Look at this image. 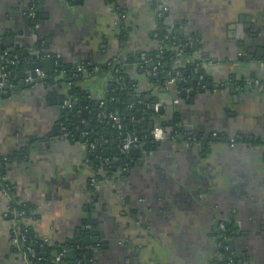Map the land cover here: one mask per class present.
<instances>
[{"label":"crops","instance_id":"obj_1","mask_svg":"<svg viewBox=\"0 0 264 264\" xmlns=\"http://www.w3.org/2000/svg\"><path fill=\"white\" fill-rule=\"evenodd\" d=\"M34 1L37 20L29 16ZM157 18L181 40L182 47L170 44L181 49L180 62L170 66L186 69L195 57L211 89L175 83L186 76L159 85L140 68L143 54L162 50ZM247 35H253L250 44ZM192 44L198 50L182 55ZM13 50L40 51V60L51 56L52 71L59 63L104 66L79 78L88 99L100 104L111 85L122 89L115 79L128 80L149 109L162 106V113L151 110V119L175 120L199 141L183 140L181 133L179 140L134 147L138 152H128L119 178L91 189L86 145L60 127L69 86L47 83L51 72L43 67V76L35 74L17 90L0 84L6 90L0 92V158H10L1 177L0 264H22L10 240L23 222L6 218L11 203L31 207L24 223L40 237L75 242L89 253L86 264H219L217 224L231 220L235 264H264V0H0V52ZM110 62L122 70L120 77ZM78 231L99 236V243L82 248Z\"/></svg>","mask_w":264,"mask_h":264},{"label":"trees","instance_id":"obj_2","mask_svg":"<svg viewBox=\"0 0 264 264\" xmlns=\"http://www.w3.org/2000/svg\"><path fill=\"white\" fill-rule=\"evenodd\" d=\"M32 7L35 11V20H37V1L33 2ZM118 9L120 8H117V10ZM121 12L122 10L119 11L120 14ZM157 22L158 27L156 29V38L161 43V45H163L162 50L159 52H150L149 55L145 53V59L139 60V66L142 70L147 71L158 62V75L156 77L149 75V79L153 83L163 85L168 74L175 76L176 72H178L179 75L177 77L188 76L184 74L185 68H183L181 65H176L177 69L175 70L172 68V66H170L171 64H178L180 62L179 57H181L178 52L170 48V44L176 43L178 45L179 43L177 42V39L168 34L166 25L163 23L162 18H157ZM123 27L124 26L122 25L120 30L121 38L124 36V34H126V28L124 30ZM179 45L181 46L182 44L180 43ZM182 55H186V52H184ZM0 56H3L2 52H0ZM149 64L150 67L148 68L147 66ZM1 65L5 66L4 70L9 73V79L19 77L21 70L19 58L14 59L10 58L9 55H4V58L1 59ZM90 68L91 66L86 65V70H89ZM192 68L193 67H191L190 64L186 66V69H188L191 73L193 71ZM56 69V71H52L46 75V82L52 83L53 81H56L69 86L67 90V97L70 104L67 109L62 112L60 127H65L68 138L75 139L86 144L87 158L89 159V163L92 166V173L88 178L89 184L93 173L99 185L103 184L105 180H113V178H119L123 174V168H126L130 162V154L121 153L116 145L111 144V142L115 139L123 141L120 138V135L123 132L126 133V131H129V133L131 132L133 135L137 136L140 142H142L143 147H145L147 144L149 146H155L157 144L156 140L149 138L150 130L157 125L163 131V139L175 138L179 140V136L182 133L183 140H189L190 142L194 143L199 141V137H195L190 133H184L175 120L160 124L155 119H151L150 115L152 113L149 109L148 102L144 100V96L142 94H135L136 92L132 87L131 82L128 80L123 81V83H118L115 81L116 85L119 84L118 86H121L122 89L117 90L113 87L114 85L109 87V92L103 99L104 101L102 106H100L99 102L88 99L85 93L77 85L82 74L74 75V66H65L59 63L57 64ZM63 69L65 71H63ZM118 75L119 77L122 75V70L118 69L117 76ZM202 76L203 81H207L209 79L206 73L202 74ZM0 92H6V90L0 88ZM129 94L133 95V97L130 95V97L133 98V110L126 112L125 102H127V98H125V96ZM137 98H140L141 102L136 103L135 99L137 100ZM83 110H86L85 115L82 113ZM109 113H113L115 119L116 115L119 114L120 122L118 128H115V119L112 120L108 118L107 115ZM136 113L139 114L138 118L135 116ZM129 124L131 125L130 128H128ZM82 132H86V135L82 136ZM105 133H108L109 136H105ZM144 136L148 137L144 139ZM90 143L93 144V147L89 146ZM105 148L109 149L107 156L104 155ZM14 156H17L18 159L23 158V156L19 154ZM9 159L10 158L3 160L0 158V161H2L0 163V177L3 176L4 171L3 161L6 163V161ZM4 182L5 181L3 180V185H5ZM89 186L91 189H94L91 184ZM20 211H23V214L17 215V213ZM5 216L9 220L15 219L16 216H18V219L22 220L23 224L21 225L25 229V243L29 244L34 249L35 264H47V262L51 264L50 261L53 259L51 255L53 250L61 251L63 249H68V251L66 255L63 256L61 261H65L68 264H86V258L83 255L84 251H82L81 248H78L75 242L68 241L63 244L51 242L50 245L41 244L42 237H40L29 224L24 223L25 218L32 216V210L29 205L23 203H11L7 212L5 213ZM89 229L86 231L89 232ZM219 233L223 234V236H226L227 238H232L230 242L223 241V243L230 244L228 250L219 248V264H226L225 257L233 251L231 242L235 236V227L232 220L225 221V230L222 232L219 231ZM80 260L81 263H78L77 261Z\"/></svg>","mask_w":264,"mask_h":264},{"label":"built area","instance_id":"obj_3","mask_svg":"<svg viewBox=\"0 0 264 264\" xmlns=\"http://www.w3.org/2000/svg\"><path fill=\"white\" fill-rule=\"evenodd\" d=\"M163 8H159L157 10V15H160L162 12H163ZM29 16L30 17H34L35 18V11L32 7V9L30 10L29 12ZM177 52L180 53L181 52V49L178 48L177 49ZM14 58H16L14 56ZM141 59H145V54H143L141 56ZM159 65V63L157 62L156 65L152 66L149 70H147V74L148 75H151L153 77H156L159 73L158 71V68L157 66ZM108 66H110V68L112 69V71H114L115 73L117 72L118 73V68L117 67H113L111 62L108 63ZM5 66H3V69L0 71V84H4L6 82H8L9 80V73L6 72L4 70ZM103 69V67H100V66H94V67H91L89 70H86V65L82 62V63H78V64H75L74 66V75H78V74H83L85 73L86 71L88 73H91L92 72H98V71H101ZM57 69L55 68L54 71H56ZM63 71H65L63 69ZM36 74H39L40 76H43V73L42 71H38L36 70ZM179 75L178 72H176V75L175 76H171L170 74H168L167 76V79L166 81L164 82L166 85L172 83L175 78ZM35 80V77L31 75L30 72L27 73L26 77H25V81L28 82V83H32L34 82ZM135 102L136 103H139L141 102V99L140 98H137V100L135 99ZM103 102H100V106H102ZM130 106H133V105H129ZM108 118L114 120L115 119V116L113 113H109L108 115ZM61 130H62V135L64 136H67V133L65 131V127L64 126H61ZM82 136L86 135V132H82L81 133ZM163 131L162 129L160 128H156V129H153L150 131V134H149V138H151L152 140H156V141H159L161 139H163ZM148 136H144V139H146ZM86 145V144H85ZM90 147H93V144L90 143L89 144ZM138 148V147H142V142H140V140L137 138V136L133 135L132 133H130L128 135V137H126L124 140H123V143L122 145L119 147V151L122 152V153H128L129 150L131 148ZM2 161H0L1 163ZM5 163V161H3V164ZM90 184L91 186L94 187V189H98V181L97 179L94 177V173L92 174V178L90 180ZM3 185L1 184V177H0V187H2ZM23 214V211H20L17 213V215H21ZM15 222H17V220L15 219ZM217 227H218V230L219 231H224L225 230V222H219L217 224ZM232 238H227L226 236H223V234L219 233L218 235V245L220 248L224 249V250H228L229 247H230V244L229 243H223V241H228L230 242ZM25 229L23 227H19L17 226V228H14L12 233H11V243L12 245L16 248V250L21 254V260H22V264H35V252H34V249L29 245V244H26L25 243ZM42 245L43 244H48L50 245L51 242L47 239V238H42ZM57 251V250H56ZM68 249H63L61 251H57V255L55 257H53L52 261L53 263L55 262H59L61 261V259L63 258L64 255H66ZM225 260H226V264H235V257H234V254H233V251L227 255L225 257ZM78 263H81V260L80 261H77ZM84 263V262H83Z\"/></svg>","mask_w":264,"mask_h":264},{"label":"water","instance_id":"obj_4","mask_svg":"<svg viewBox=\"0 0 264 264\" xmlns=\"http://www.w3.org/2000/svg\"><path fill=\"white\" fill-rule=\"evenodd\" d=\"M251 37H253V35H250V37L247 35V39H246L247 44H250V42L252 43L253 40ZM10 41L12 42L13 40L11 39ZM178 42H181V40H179ZM2 49H3V47H2ZM183 50H184V52H186V54L188 56H190L192 54L191 53L192 50H194V51L198 50V44H192L191 46L186 45L183 47ZM40 53L41 52L39 51V54H32L30 56L28 55V52L26 50H23L22 53L17 52L16 50H13L11 53H8L7 55H9L10 58H13L14 56L16 58H19V64H21V70L19 73V80L14 78V79H12L11 82H6L3 85V88L6 90H8V89H11V90L19 89L20 85L25 84L24 77L28 71H30L32 76H35L36 70L40 69L41 67H43V69L45 70L46 73L52 72L54 59L51 56H46L40 60V58H39ZM4 55H6V54H3V56H0V60L4 58ZM23 56L26 57V61L23 60ZM204 57H206V56H204ZM121 62H123V61H121ZM190 65L193 68H195V67H197V68H196V71H193L192 73L188 69L184 70V74L188 76L189 80L183 81V79L179 78V79H176L175 83H177V85H181L184 83L185 85H192L194 87H201L202 91L204 89H211L212 88L211 83H206L205 81L199 79V76H202V74L205 73V69H206L205 65L203 63L198 64L197 59L195 57L194 58L192 57V59L190 61ZM0 66H1V64H0ZM147 67L149 68L150 64ZM116 76H115V78H116ZM115 81L117 82V79H115ZM11 84H14L15 86H12ZM112 86L113 85H111L110 87H112ZM186 93H189L190 95L194 94V90H190V91L181 90L182 95H185ZM132 102H133V98H129L126 103L128 105H130ZM132 110H133V106L126 107V112L132 111ZM150 110H152L155 113H162L163 108H162V106L152 104L150 106ZM82 113L85 115L86 110H83ZM135 116H136V118H138L139 114L136 113ZM119 122H120V116H119V114H117L116 119H115V128H118ZM130 127H131V125L129 124L128 128H130ZM105 136L108 137L109 134L105 133ZM126 137H128V134H126L124 132L121 133V135H120L121 140H124ZM122 143H123V141H120L119 139H115L111 142L112 145H116L118 148L122 145ZM146 147L148 148L149 145L147 144ZM137 152H138V150L134 149V148H131L129 150V153L131 155H134ZM108 153H109V149L105 148L104 155L107 156ZM92 231H94L93 227H91L89 229V233ZM102 235H104V234H102ZM77 237L80 239L79 244L83 246L82 248L87 247L89 245L99 243V240H100L99 236L98 237L97 236L92 237V238H90L89 236L82 237L80 235L79 231L77 232ZM51 255H52V257H55L57 255V251L54 250ZM89 256H90L89 253H87L85 255L86 258H89Z\"/></svg>","mask_w":264,"mask_h":264},{"label":"bare ground","instance_id":"obj_5","mask_svg":"<svg viewBox=\"0 0 264 264\" xmlns=\"http://www.w3.org/2000/svg\"><path fill=\"white\" fill-rule=\"evenodd\" d=\"M14 58V57H13ZM15 59V58H14ZM27 75V74H26ZM26 75H25V77H26ZM25 77H24V80H25Z\"/></svg>","mask_w":264,"mask_h":264}]
</instances>
